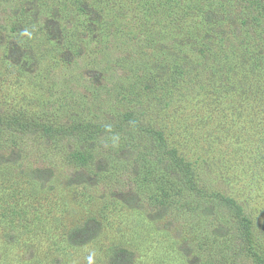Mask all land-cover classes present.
Instances as JSON below:
<instances>
[{"label": "rangeland", "instance_id": "obj_1", "mask_svg": "<svg viewBox=\"0 0 264 264\" xmlns=\"http://www.w3.org/2000/svg\"><path fill=\"white\" fill-rule=\"evenodd\" d=\"M19 113L152 132L89 153L0 129V264H211V220L158 193L155 131L213 201L241 205L264 257V0H0V118Z\"/></svg>", "mask_w": 264, "mask_h": 264}, {"label": "trees", "instance_id": "obj_2", "mask_svg": "<svg viewBox=\"0 0 264 264\" xmlns=\"http://www.w3.org/2000/svg\"><path fill=\"white\" fill-rule=\"evenodd\" d=\"M26 119L27 117L21 113L15 114L7 120L0 118V129L9 131L17 129L25 133L38 131L41 134L50 136H72L77 140L81 139L84 143L82 146L87 147L86 150L90 151L89 153L95 148V139L108 136L109 134L118 135L124 131H128L130 129L128 128L129 125L134 126L137 129L136 134L143 138H145L147 133L152 132L150 131V126L142 123L138 116L133 118L126 117L125 120L115 124L105 125V123L87 122L67 127L54 126L45 121L39 122ZM151 135L154 137L153 140L148 142L153 155L150 159L151 168L160 173V176L158 174L159 180L156 178V181L158 182L157 188L160 189L158 193L162 197V201L177 202L176 196H189L191 199L188 202V208L197 209L199 219L204 220V218H207L212 222L213 233L209 235L211 240L216 242L212 246H215L218 250L211 264H238V259L242 257L247 258L253 264H264V257L254 246L255 239L251 229V221L244 215L241 205L232 198L224 196L221 197L222 202L216 203L213 201L210 198L213 193L202 188L197 174L194 170L191 171L189 164L184 159L179 157L175 148L167 145L163 133L155 131V134ZM163 145L165 149L161 154L156 149H159ZM78 154L81 153L78 152ZM81 157L85 159V155ZM117 161L121 160H112L110 162L107 161V164L104 163V170H106L104 173L113 172L114 168L110 163ZM130 164L129 171L134 174L144 172L143 170L146 168L142 169L134 166L132 163ZM171 191L176 194L175 197ZM151 196L153 197V193ZM82 228L83 226L81 225L79 230Z\"/></svg>", "mask_w": 264, "mask_h": 264}]
</instances>
